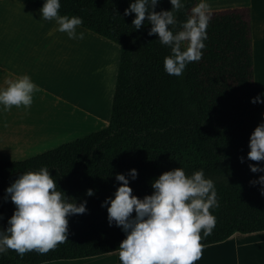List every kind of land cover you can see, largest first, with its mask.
I'll return each mask as SVG.
<instances>
[{
	"label": "trees",
	"instance_id": "obj_1",
	"mask_svg": "<svg viewBox=\"0 0 264 264\" xmlns=\"http://www.w3.org/2000/svg\"><path fill=\"white\" fill-rule=\"evenodd\" d=\"M41 9L44 0H23ZM61 15L83 18L80 26L121 48L120 67L108 127L21 161H0V228L7 227L15 205L4 202L5 189L20 174L49 167L57 187L77 202L86 200L87 212L68 217V241L47 253L23 256L9 249L0 264H44L78 260L118 252L126 238L101 203L113 195L115 174L138 172L130 180L133 195H151L152 182L162 173L182 167L190 175L201 168L214 181L218 207L205 246L222 243L235 234L264 233V195L251 185L264 173H253L247 153L249 137L261 122L264 104L251 98L264 93L255 84L252 15L248 6L211 11L202 59L190 62L181 76L164 70L170 49L158 35H148L145 19L139 30L135 13L124 10L132 0H60ZM198 0H187L177 13L187 19ZM160 0L155 11L171 10ZM119 15H118V14ZM179 27V26H177ZM245 162L241 163L239 157ZM95 194L86 196L87 189ZM135 216V212L132 214ZM116 250V251H115Z\"/></svg>",
	"mask_w": 264,
	"mask_h": 264
},
{
	"label": "clouds",
	"instance_id": "obj_2",
	"mask_svg": "<svg viewBox=\"0 0 264 264\" xmlns=\"http://www.w3.org/2000/svg\"><path fill=\"white\" fill-rule=\"evenodd\" d=\"M159 3L160 0H132L124 15L135 13L132 25L136 30L147 18L151 25L148 35H158L159 42L170 49L164 58L165 72L181 76L190 62L202 59L210 5L208 0H198L187 19L180 21L177 13L187 0H170L171 10L157 12ZM60 8V0H44L41 19L55 21L57 31L66 33L70 39L82 40L84 32L77 29L83 24V18L61 15ZM7 85L0 88V106L4 110L12 106L29 108L33 93L40 90L27 74L7 81ZM250 102L264 104V93ZM261 116V122L249 137L247 158L250 161H264V113ZM239 159L245 162L243 156ZM249 168L253 173H264V166L260 164H249ZM137 176L136 169L115 174L119 186L101 203V207H107L109 226L115 222L126 236L118 248L120 264H196L203 256L202 240L212 233L217 223L211 211L218 207L214 181L205 176L203 168L188 175L179 167L162 173L151 184L152 194L138 198L129 186L130 180L134 181ZM250 184L260 185V193L264 195V175ZM85 194L91 197L95 192L89 188ZM9 199L15 210L7 220V227L0 228V254L9 249L21 256L33 250L47 253L68 241V217L87 212V201L78 203L61 191L47 166L20 174L5 189L3 200Z\"/></svg>",
	"mask_w": 264,
	"mask_h": 264
},
{
	"label": "crops",
	"instance_id": "obj_3",
	"mask_svg": "<svg viewBox=\"0 0 264 264\" xmlns=\"http://www.w3.org/2000/svg\"><path fill=\"white\" fill-rule=\"evenodd\" d=\"M233 5L251 9L255 56L257 45H264V0H235ZM41 17L39 8L23 0H0V88L27 74L40 89L27 109L0 106V161L28 159L102 130L111 120L121 59L118 45L82 27L77 31L84 38L70 39L57 31L55 21ZM114 253L44 264H90ZM113 264H120L119 256ZM196 264H264V233L235 234L205 246Z\"/></svg>",
	"mask_w": 264,
	"mask_h": 264
},
{
	"label": "rangeland",
	"instance_id": "obj_4",
	"mask_svg": "<svg viewBox=\"0 0 264 264\" xmlns=\"http://www.w3.org/2000/svg\"><path fill=\"white\" fill-rule=\"evenodd\" d=\"M234 1L235 0H208V3L210 5V12L211 11H221L224 9L235 7L236 5H233ZM117 47L118 48H115V50L120 49L121 51V48H119L120 46L118 45ZM254 57H255V83L257 84V86L258 85L264 86V45H262V43L259 46L257 45V50L255 51ZM256 62H257V68H256ZM117 259H118V254L114 253V254L107 256L106 258H100V259L97 258L96 260L89 262V263L90 264H113V261ZM109 261L110 263H107ZM60 263H65V262H60ZM71 263L80 264L84 262L72 261V262H67L66 264H71Z\"/></svg>",
	"mask_w": 264,
	"mask_h": 264
},
{
	"label": "bare ground",
	"instance_id": "obj_5",
	"mask_svg": "<svg viewBox=\"0 0 264 264\" xmlns=\"http://www.w3.org/2000/svg\"><path fill=\"white\" fill-rule=\"evenodd\" d=\"M83 42H84V41H83ZM76 69H77V68H76ZM79 72H80V71H79ZM72 76H73V75H72ZM76 77H77V76H76ZM76 77H75V78H76ZM101 77H102V76H101ZM100 79H101V78H100ZM75 83H77V82H75ZM71 86H72V85H71ZM80 86H82L81 88H83L84 85L80 84ZM78 88H80V87H78ZM86 88H88V87L86 86ZM75 89H76V88H75ZM90 89H91V88H89V90H90ZM76 90H77V89H76ZM78 90H79V89H78ZM78 90H77V91H78ZM80 90H81V89H80ZM72 91H73V90H72ZM84 91H86V90H84ZM88 92H89V91H88ZM91 93H92V92H91ZM91 93H90V94H91ZM95 93H97V92H95ZM74 94H76V93H74ZM78 94H79V93H78ZM78 97H79V96H77V98H78ZM90 97H91V96H90ZM79 98H80V97H79ZM80 100H81V99H80ZM84 100H85V99H84ZM88 100H89V99H88ZM93 100H94V98H93ZM89 101H90V100H89ZM95 110H96V109H95Z\"/></svg>",
	"mask_w": 264,
	"mask_h": 264
}]
</instances>
